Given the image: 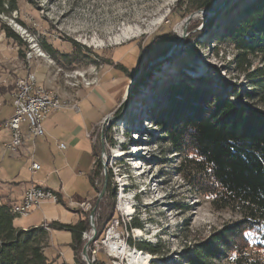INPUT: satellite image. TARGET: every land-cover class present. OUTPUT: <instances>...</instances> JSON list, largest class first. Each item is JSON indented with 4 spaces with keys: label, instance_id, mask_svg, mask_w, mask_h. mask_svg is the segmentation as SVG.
I'll return each mask as SVG.
<instances>
[{
    "label": "rangeland",
    "instance_id": "1",
    "mask_svg": "<svg viewBox=\"0 0 264 264\" xmlns=\"http://www.w3.org/2000/svg\"><path fill=\"white\" fill-rule=\"evenodd\" d=\"M204 1L16 0L17 11L0 14L1 21L20 39L7 38L0 30V118L9 112V95L15 82L27 72H33L44 88L55 91L65 106L75 105L61 98L67 96L66 91L85 89L82 93L87 94L80 95L78 103L74 95L66 97L81 110L79 117L87 107L94 112L99 109L100 115L111 111L93 129L92 140L82 132L76 149L68 146L58 150L52 141L50 150L34 154L41 169L33 176L25 163L27 159L30 162L28 156L13 158L0 147V179H32L49 188L62 185L63 202L42 203L27 216H15L16 225L38 226L41 221V225L51 221L72 224L78 220V213L88 219L89 213L82 209L77 213L67 204L70 198L80 201L90 196L96 228L86 232L85 238L82 235L78 264L85 261V242L86 248L95 251L93 264H131L126 254L135 250L149 254V263L183 264L180 254L186 248L237 219L228 210H215L208 196L188 184L181 173L184 168L179 170L184 156L170 149L161 138L162 131L151 121L153 113L166 102L159 89L169 80L207 77L219 90L229 91L231 87L242 92L250 88L247 73L264 70L259 57L248 56L250 66L242 59L237 62L236 50L218 39L227 9L238 0H227L214 14H207L201 6ZM169 32H174L178 43L167 49L166 58L145 67L146 44L152 36ZM241 101L255 104L243 97ZM73 120L72 124H80ZM92 143L96 147L94 189L87 177ZM125 202L133 207L131 214L124 209ZM101 204H106L105 212ZM103 214H109L108 219L98 225L97 218ZM114 226L126 254L115 255L107 246V235ZM137 230L142 234L137 235ZM47 233V258L54 264H76L71 232L51 228ZM249 237L259 239L261 244L254 252L264 261V230ZM144 242L152 243L160 252L136 246Z\"/></svg>",
    "mask_w": 264,
    "mask_h": 264
},
{
    "label": "trees",
    "instance_id": "2",
    "mask_svg": "<svg viewBox=\"0 0 264 264\" xmlns=\"http://www.w3.org/2000/svg\"><path fill=\"white\" fill-rule=\"evenodd\" d=\"M214 1L205 0L201 6L210 8ZM237 2L227 9L218 39L236 50L237 62L242 59L250 66L248 56L264 61V0ZM17 8L16 0H0V14L10 15ZM0 30L7 38L20 41L1 18ZM176 41L174 32L152 36L145 46L144 66L164 55ZM247 76L250 88L242 92L231 87L229 91L219 90L207 77L189 76L180 82L169 80L159 89L166 102L153 113L151 121L162 131L161 138L170 149L184 156L179 169L181 172L184 168L183 177L195 191L210 198L215 210H228L238 216L186 248L180 254L183 264H264L254 252L261 244L259 239L249 237L264 230V70L257 68ZM241 97L261 107L249 106ZM95 174L93 169L87 174L93 187ZM106 209V204H101V210ZM15 216L10 205L0 204V264H54L44 253L49 245V230L44 225L71 232L70 245L78 264L82 233L90 230L86 214L73 224L51 221L28 227L16 225ZM108 216L99 215L98 225ZM133 226L140 227L135 222ZM136 246L151 253L160 252L150 242ZM82 263L86 264L84 260ZM149 264L161 263L151 260Z\"/></svg>",
    "mask_w": 264,
    "mask_h": 264
},
{
    "label": "built area",
    "instance_id": "3",
    "mask_svg": "<svg viewBox=\"0 0 264 264\" xmlns=\"http://www.w3.org/2000/svg\"><path fill=\"white\" fill-rule=\"evenodd\" d=\"M20 80L21 89H14L13 87V96L10 97L13 109L12 114L0 121V130H5L8 133V138L2 143L4 153L16 152L24 143V136L27 131H34L35 139L43 136L42 121L48 115L68 107L79 110L77 105L64 106L57 104L55 91L44 88V85L37 81L33 72H27L20 77ZM59 147L64 148V143H59ZM101 153L103 154V151ZM28 157L30 158L28 170L33 175L40 169V165L32 159V153H29ZM59 196L58 191L40 186L32 181L24 189L22 198L10 206V211L17 216H27L33 209L38 208L44 202L57 203ZM77 206L84 212L89 213L90 231L93 230L90 222H95V217L94 214L92 216L90 214L92 209L91 201L79 202ZM86 232L88 231L82 233L84 238L86 237ZM117 238L121 239L119 232ZM86 249H89L86 253L89 252L90 255H87L88 260L85 259V261L88 264H93L95 251L91 247Z\"/></svg>",
    "mask_w": 264,
    "mask_h": 264
},
{
    "label": "crops",
    "instance_id": "4",
    "mask_svg": "<svg viewBox=\"0 0 264 264\" xmlns=\"http://www.w3.org/2000/svg\"><path fill=\"white\" fill-rule=\"evenodd\" d=\"M37 81H38V79H37ZM84 90L85 89H78L76 91H68V92L66 91L64 94H67V96L70 95V97H71V95H74L75 96V100L78 103V101L80 100V95H82V97H83L84 95L87 94V93H84V92L82 93V91H84ZM11 93L12 92H10L9 104L7 106L8 109H9V112H8L7 115L2 116L0 118V121L8 118L12 114L13 109H12V106H11V103H10V101H11V98H10L11 97ZM67 96H61V98L63 100H66V101H70L71 104H75L76 105V103L74 101H72L71 99H67L66 98ZM88 108L89 107H87L84 110V112H83L84 114L81 117L78 116V113L81 112V110H76V109L70 108V107L64 108V109H62L60 111H57V112H54V113L50 114L48 117H46L42 121V126H43V129H44V135L41 136V137H38L36 139L27 138L24 141V143L18 148V150L16 152L9 153V155L11 157H13V158H23L24 156H28L29 153H32V159L34 161H36L35 160L36 153L38 151H40V153H44L46 151V149L50 150V148H51L50 143L52 141L55 142V144H56L55 146L57 147V149L61 150L62 148L59 147V143H62V142L65 143V148L64 149H67L68 146L71 147L72 149H76V146L82 140V137H83L82 132L83 131H85V136L92 140L91 133H92L93 129L111 111L107 112V113H103L102 115H100V113H99L100 110L99 109L98 110L96 109L95 112H94V111L89 110ZM69 111H71V112H69ZM73 119L79 120L80 124H78V123L72 124L73 121H74ZM88 133H90V135H88ZM7 138H8V133L5 130H0V147L1 148H2L3 141L5 139H7ZM93 146H94V144L92 143V146H91L92 161H91L90 170L92 169L93 158H94V156H93ZM64 149H62V150H64ZM67 152L68 151H66V153ZM27 158H29V157H27ZM29 160H30V158H29ZM25 163L27 164V169H28V166H29V163H30V162L28 163V159L25 160ZM40 169H41V166H40ZM33 175H31V176H33ZM32 181H33L32 179H30L28 181H24V180H18V181L17 180H2V179H0V183L4 184L3 187H0V204H8V205L11 206L15 202H18L22 198L24 189ZM34 183H36V182H34ZM12 184L16 185L15 188L9 186V185H12ZM40 186L49 188L47 185H44V184L40 185ZM92 188H93V186H92ZM49 189H52L54 191H58V193L60 195V202L64 201L63 194L61 192V189H62V185L61 184L59 185L58 188L56 187V188H49ZM88 199H90V196H88L85 200H80V201H75L72 198H70L69 201H68L67 206L68 207H71V206L74 207L73 210L75 212H77V210L81 209L80 207L77 206V203L82 202V201H86ZM44 203H46V202H44ZM49 203H51V202H49ZM80 218H83V216H81L78 213V219H80ZM41 223H42V221H41ZM36 225L37 224H34L32 226H36ZM22 227H28V226L27 225H23Z\"/></svg>",
    "mask_w": 264,
    "mask_h": 264
},
{
    "label": "bare ground",
    "instance_id": "5",
    "mask_svg": "<svg viewBox=\"0 0 264 264\" xmlns=\"http://www.w3.org/2000/svg\"><path fill=\"white\" fill-rule=\"evenodd\" d=\"M182 25H183V23H181V25H179L180 30H182ZM29 56H30V54H29ZM14 89H21V80L20 79H18L15 82ZM12 96H13V91L11 93V97ZM56 103L59 105H64L62 103V101H60L58 96H56ZM26 138L35 139L34 131H27L25 136H24V141ZM121 197H123V195H121ZM124 209H126L127 214H131L133 212V207L127 202H125ZM44 228L48 229V227L46 225H44ZM116 234H117V229H116V226H114L111 228V230L109 231V233L107 235L108 236L107 237V246L111 250V252L115 255L126 254V252H125L126 247L123 244V242L119 241V238H117ZM136 234L141 235L142 231L137 230ZM126 255L129 257L131 264H148L149 260L151 259L149 254H144L143 252H141L139 250H135L133 253L126 254Z\"/></svg>",
    "mask_w": 264,
    "mask_h": 264
},
{
    "label": "water",
    "instance_id": "6",
    "mask_svg": "<svg viewBox=\"0 0 264 264\" xmlns=\"http://www.w3.org/2000/svg\"><path fill=\"white\" fill-rule=\"evenodd\" d=\"M226 1H227V0H218L216 4L214 3V4L212 5V7H210V8H206V10H207V14H210V13H211V14H214L215 12H217V11L219 10V8H220V7H221ZM189 18H190V16H188V17L184 20V22L187 23V21H188ZM177 43H178V39H177L175 45H176ZM168 54H169V52H168V53H165L164 55H162L161 57H159V59H157L156 61H152V62H150L148 66L154 64V63L157 62V61H160V60L166 58V57L168 56ZM148 66H147V67H148ZM104 187H105V186H103V188H102V190H101V192H100V194H99V198L97 199L96 204L98 203L100 197L102 196V194H103V192H104ZM96 204H95V206H96ZM90 214H91V216L94 214V208L91 209ZM90 224H91V226L93 227V230H95V227H94L93 222H90ZM87 243H88V242H86V243L84 244V247L82 248V254L85 256V259H86V260H88V258H87V253H86V251H85V247H86Z\"/></svg>",
    "mask_w": 264,
    "mask_h": 264
}]
</instances>
